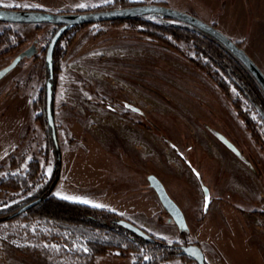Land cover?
<instances>
[{"label":"rangeland","instance_id":"obj_1","mask_svg":"<svg viewBox=\"0 0 264 264\" xmlns=\"http://www.w3.org/2000/svg\"><path fill=\"white\" fill-rule=\"evenodd\" d=\"M128 1L134 6L162 5L214 25L264 74V0ZM97 8L125 7L118 0H0V9L52 14L94 12ZM146 17L156 24L195 30L158 15ZM52 31L49 24L0 23V70L18 54L28 55L0 79V180L24 173L29 162L36 161L41 181L25 196L0 191V208L25 197H39L38 189L45 186L56 166L41 102L47 78L42 50ZM139 31L127 24H92L70 46L61 43L64 58L52 114L60 173L53 195L105 208L133 225L132 221L143 219L146 229L135 226L168 245L195 244L201 250L208 245L215 256L210 263L205 256L207 264H264V246L256 238L264 236V113L215 70L217 79L227 87V94L221 92L217 82L191 62L200 60L203 65L206 61L189 45L175 40L167 45ZM234 103L252 119L251 131L241 122ZM193 124L203 131V137L214 138L235 157L233 169L243 181H235L232 188L241 193L247 190L246 183L252 184V176L258 180L260 189L252 184L255 194L251 199L222 194L219 165L196 143ZM214 132L232 143L242 159L221 144ZM170 157L194 181L168 173L165 164L172 163ZM150 175L181 209L187 230H178L166 214L148 185ZM202 185L209 192L208 200ZM136 203L150 218L134 209ZM231 212L257 219L251 222L254 228L248 229L240 215ZM95 240L113 245L120 242L106 233L60 229L39 220L0 223V264H136L138 258H148L128 236L120 248L94 257L87 242ZM162 264L194 263L175 258Z\"/></svg>","mask_w":264,"mask_h":264},{"label":"trees","instance_id":"obj_2","mask_svg":"<svg viewBox=\"0 0 264 264\" xmlns=\"http://www.w3.org/2000/svg\"><path fill=\"white\" fill-rule=\"evenodd\" d=\"M118 1H122V7L134 6L132 5L133 3L129 2L128 0ZM95 10L101 11L100 8H97ZM106 23L115 25L127 24L133 28H139V33H141L142 35L166 43L167 45H172V40L184 42L194 50L195 55L205 59L206 62L203 65L201 64L200 60H191V62L203 73H205L210 79L213 78L214 81L217 82L218 88L221 90V92L227 94V87L223 83V81L217 79V73L213 72L215 70L219 71V73L222 74V76L227 79L229 83L232 84L233 87H235L238 92L251 103V105H253L254 108H257L260 112L264 113V94L262 93L255 80L230 52H228L222 45H220L210 36L199 31L197 32V30L191 31L188 28L179 26L156 24L147 19L146 16L134 18L131 20H117ZM87 26L88 25L70 27L62 33L52 53V78L49 77L47 64L44 58L47 78L44 86H42L41 89V102H43L45 105L46 83L49 82L51 86L52 96V114L56 80L60 72L61 60L64 58V53L62 54L60 50L61 43L65 42L67 47L70 46L74 37ZM213 27L215 26L213 25ZM59 28L60 26H53L51 37ZM46 49L44 48L42 52L46 53ZM213 74L215 75V78ZM234 106L237 110V115L241 119V122L244 124L247 130L249 129V131H251V127L252 125H254L252 123V119L248 116L247 113L242 111V109L239 107V104L234 103ZM45 119V122L50 129L47 123L46 109ZM47 139L50 140L52 149L55 150L57 155L56 166L53 168L52 176L49 178L43 188L38 189V192L40 194L39 197H25L22 200L7 206L6 208H0V223L15 220H39L46 223H51L53 226H56L60 229L85 228L106 233L110 238L118 237L120 241L118 245H113L109 241H88L87 246L89 249V253L94 257L107 254L110 250H112V248H120L122 239H127L128 236L134 246L138 247L139 250H145L146 254L148 255L147 259L138 258L136 264H162L168 260L175 258H183L188 261H192L188 257L181 255L178 249L180 245H168L165 242L156 239H154V242L152 243L146 242L121 228L117 225V222L121 219L117 218L116 215L112 212L55 197L53 195V190L59 179L60 151L58 152V143L54 144L51 129L49 138ZM39 169L40 168L38 162L31 161L27 165V169L24 173L12 174L8 175L5 178H2L0 180L1 193L4 190H8L12 193H15L17 197L27 195L29 191L34 189L36 185L40 184L41 182L38 176ZM37 199L39 200V202L36 205L27 209L23 213H17L18 210ZM252 214L255 215L256 213L253 212Z\"/></svg>","mask_w":264,"mask_h":264},{"label":"water","instance_id":"obj_3","mask_svg":"<svg viewBox=\"0 0 264 264\" xmlns=\"http://www.w3.org/2000/svg\"><path fill=\"white\" fill-rule=\"evenodd\" d=\"M151 15H158L165 19L181 22L216 40L243 65V67L252 76V78L255 80V82L261 89L262 93L264 94V74L236 43H234L231 39H229L226 35H224L215 27L206 24L205 22L199 20L195 16L162 5L139 4L131 7L104 10V11L57 13V14L46 13L38 10L0 9V23L22 24V25L49 24L52 26H60V28L51 37L45 53V62L47 64L49 77L52 78V64H51L52 53L60 36L66 29L75 26L92 25V24L106 23L117 20L125 21V20H131L134 18L151 16ZM24 56H28L26 52H22L18 54L9 65L2 68L0 70V79L9 71H11ZM51 102H52L51 86L50 83L47 82L46 91H45L46 117H47V123L51 129V134L54 144H57L53 115L51 112ZM214 135L217 137L218 141L221 144H223L228 150H230L238 158L242 159L241 154L238 152V150L224 136L216 132H214ZM147 181L149 187L153 190V192L157 196V199L161 204L162 208L164 209L166 214L170 217L171 221L174 223L177 229L180 231L187 230V224L181 209L169 197L163 184L154 175L148 176ZM201 188L205 200H208L209 192L207 188L203 185ZM38 202H39L38 199L35 200L34 202L18 210L17 213L25 212L27 209L36 205ZM206 211L207 208H204V212ZM117 225L146 242H150V243L154 242V239L151 236L147 235L144 231L140 230L139 228H137L135 225L131 224L128 221L120 220L117 222ZM178 249L181 255L188 257L195 264H205L203 252L198 245L190 244L186 246H179Z\"/></svg>","mask_w":264,"mask_h":264},{"label":"crops","instance_id":"obj_4","mask_svg":"<svg viewBox=\"0 0 264 264\" xmlns=\"http://www.w3.org/2000/svg\"><path fill=\"white\" fill-rule=\"evenodd\" d=\"M192 129H193V133L195 132V135H197V137L194 136L197 138L196 143L200 145V147L206 152V154H208L209 159H213L219 165L218 167L220 169V176H219L218 184H219V188H220L219 190L222 191V194L223 195L233 194L232 197L235 196L236 199H237V197L241 198V199L242 198L243 199H251L252 196H254V194H255L253 192L254 187L252 184H254V182H255L258 185V188L260 189V184H259L258 180L252 176L251 177L252 178V184L246 183V185H248V186H246L243 183L244 186H246L247 190H245L244 192H241V193L238 192V189L236 190L235 188H232V185L235 183V181L241 179V175H239L240 172L238 173L237 170L233 169V165L236 164L235 157L232 154L228 153L220 144H218L214 138H212L208 135L207 136L205 135V137H203L201 135V133H203V131L200 130L199 126L193 124ZM122 137H124V136H122ZM146 157H147V155H146ZM170 160L172 163L169 162V163L165 164V167L168 170V173L174 174L177 178L189 179L190 181H192V180L194 181V177L180 164V162L177 159L176 160L178 162L174 158H171V157H170ZM146 163L147 162L144 161V166H145L144 168H146ZM162 163L163 162H161L160 164L162 165ZM136 204L137 205L134 207V209L141 211L142 214L144 215V218H146V219L150 218L147 216L146 211L145 212L142 211V207L140 206L141 204L140 203H139L140 205H138V203H136ZM93 207H96V206H93ZM98 208L103 209L100 207H98ZM235 213L237 214V212H235ZM235 213L231 212L230 214L234 216ZM241 214L242 213L239 212L237 215H240V218L243 220L244 224L247 225L248 229L254 228V226H251V222L257 221V219H254L253 217H248L246 215H241ZM246 217H248V218H246ZM142 220L143 219H139V220L137 219L136 221H132V223H134L135 225H137L141 228L146 229L145 228L146 226H144V221H142ZM256 227H258V226L256 225ZM256 238L264 246V236H263V238L260 236H258ZM202 251H204V260H205V256H207L209 263H210V261H213L215 255L212 253V250L210 247H208V245H204V247L202 248Z\"/></svg>","mask_w":264,"mask_h":264},{"label":"snow or ice","instance_id":"obj_5","mask_svg":"<svg viewBox=\"0 0 264 264\" xmlns=\"http://www.w3.org/2000/svg\"><path fill=\"white\" fill-rule=\"evenodd\" d=\"M65 198H67V197H65ZM84 203H87V201H83Z\"/></svg>","mask_w":264,"mask_h":264},{"label":"flooded vegetation","instance_id":"obj_6","mask_svg":"<svg viewBox=\"0 0 264 264\" xmlns=\"http://www.w3.org/2000/svg\"><path fill=\"white\" fill-rule=\"evenodd\" d=\"M206 264V263H205Z\"/></svg>","mask_w":264,"mask_h":264}]
</instances>
